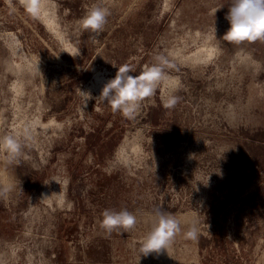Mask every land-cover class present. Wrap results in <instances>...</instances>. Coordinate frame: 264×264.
<instances>
[{
	"label": "rangeland",
	"instance_id": "obj_1",
	"mask_svg": "<svg viewBox=\"0 0 264 264\" xmlns=\"http://www.w3.org/2000/svg\"><path fill=\"white\" fill-rule=\"evenodd\" d=\"M34 3L0 0V264H264V40L223 39L232 0ZM126 64L160 70L130 116L100 94ZM154 209L181 231L144 256Z\"/></svg>",
	"mask_w": 264,
	"mask_h": 264
},
{
	"label": "clouds",
	"instance_id": "obj_2",
	"mask_svg": "<svg viewBox=\"0 0 264 264\" xmlns=\"http://www.w3.org/2000/svg\"><path fill=\"white\" fill-rule=\"evenodd\" d=\"M27 7L38 14L39 8L29 0ZM110 10L99 4H94L80 19L79 26L94 34L102 32ZM229 27L223 33V39L237 44L244 41L264 40V0H232L225 14ZM72 55L78 49L65 50ZM39 65V62H38ZM39 68V67H38ZM160 74L159 68L153 66L144 70L142 75L133 74V66L123 65L119 67L115 76L110 78L103 86L101 93L114 110H120L125 115H133L139 108L140 99L150 95L156 79ZM176 97H171L167 103L175 104ZM0 147H3L10 157L20 154L21 145L14 135H7L0 139ZM101 226L107 232L121 227H131L136 222V216L127 208H105L102 210ZM150 230L140 241V251L144 256L149 253H159L167 250L176 234L181 231L180 221L172 214L160 209L152 212ZM188 238L197 237V226L193 222L186 230Z\"/></svg>",
	"mask_w": 264,
	"mask_h": 264
},
{
	"label": "bare ground",
	"instance_id": "obj_3",
	"mask_svg": "<svg viewBox=\"0 0 264 264\" xmlns=\"http://www.w3.org/2000/svg\"><path fill=\"white\" fill-rule=\"evenodd\" d=\"M25 1H26V2H27V4H28L29 0H25ZM31 2H32V3H34V0H31ZM34 4H35V3H34Z\"/></svg>",
	"mask_w": 264,
	"mask_h": 264
}]
</instances>
